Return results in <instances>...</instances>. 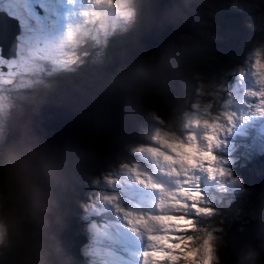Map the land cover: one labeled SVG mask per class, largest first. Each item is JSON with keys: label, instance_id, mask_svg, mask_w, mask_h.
Listing matches in <instances>:
<instances>
[{"label": "rangeland", "instance_id": "rangeland-1", "mask_svg": "<svg viewBox=\"0 0 264 264\" xmlns=\"http://www.w3.org/2000/svg\"><path fill=\"white\" fill-rule=\"evenodd\" d=\"M92 1L0 0V11L16 29L11 34L14 52L0 45V171L8 181L12 164L23 203L26 192L35 206L24 204L22 216V227L31 225V242L38 247L50 220L68 209L75 222L71 232L81 229L83 234L79 251L84 257L77 264H141L148 257L157 264H178L172 252L182 255V232L196 222L195 214L223 213L239 221L237 233L256 220V240L250 241V234L243 241L238 239L242 233L233 235L240 244L235 264H264V178L258 191L237 171L249 167L255 175L264 174V0H191L184 17L188 23L180 25L174 41L163 45L160 62L156 55L161 65L157 76L151 78L150 70V79L132 83L128 96L119 95L123 108L108 128L89 119L81 125L83 118L69 133L72 138L62 134V144L50 141L37 161L26 144L5 165V140L22 142L37 111L32 88L42 75L77 70L87 84L97 86L114 76L139 73L145 66L148 48L137 35L148 23L139 19L140 0ZM115 32L128 38L112 73L107 50L115 46L109 39ZM148 34L141 35L142 42ZM82 43H88L87 51L80 49ZM219 52L215 70L209 59ZM45 81L54 83L51 77ZM161 81L163 89L157 94L168 106L164 109L145 89ZM119 122L123 130L111 150L94 125L104 133ZM52 144L53 152L45 158ZM34 165L40 184L29 173ZM43 171L67 179L64 198L55 206V190ZM249 191L254 200L244 204ZM12 194L11 186L0 188V264H8L1 255L9 239L3 199L9 198L10 205ZM105 208L111 210L110 218L100 215ZM223 233V224L213 226L191 264H217ZM172 245L177 250L171 252ZM71 251L68 236H62L55 249L60 264H76ZM184 254L192 256L191 251ZM28 257L24 254V261Z\"/></svg>", "mask_w": 264, "mask_h": 264}, {"label": "trees", "instance_id": "trees-1", "mask_svg": "<svg viewBox=\"0 0 264 264\" xmlns=\"http://www.w3.org/2000/svg\"><path fill=\"white\" fill-rule=\"evenodd\" d=\"M138 7H139V19L143 22L147 19V23H148V4L147 2H144V0H140L138 3ZM140 34V33H139ZM138 34V35H139ZM137 35V38L139 40V36ZM110 43L112 41H115V46L114 47H109L107 50L108 53V58L110 60V54L112 53L115 57L119 58L118 56V52L119 50L123 49V40L124 38H128L123 36L121 33L119 32H115L113 34L110 35ZM141 43L145 46V48L147 49V46L144 42L141 41ZM78 47V46H77ZM80 49L86 50L88 49L89 45L88 43H82L79 45ZM223 47H225L223 45ZM148 53V58H147V64L143 67V69L139 72L141 73L142 71H144L142 74L138 75L140 77L146 76L148 74V71H150L151 69H153V67L157 64V61L155 59V61H152V58L154 56L153 52L149 49H147ZM220 51L221 47H220ZM221 54L220 52L218 54L215 53V56L213 58L209 59V66L214 67L215 70H217L219 67H216L217 65H220V57ZM88 57V56H86ZM159 59V55L157 56V60ZM47 64V62H45ZM108 67H109V61H108ZM107 67V68H108ZM109 71V70H108ZM114 73V72H112ZM137 73V74H139ZM63 74L59 72V70H55L53 72V74H49V75H42V80L39 82L38 86H35L34 88H32L35 96H34V106L33 108L37 109V107L43 102V100L50 94L53 93L55 87L52 86L54 83H59L58 85L61 84H73V83H85V80H83L85 77L81 76L79 73H73L70 76H66L62 79ZM47 77H51L54 80L53 84H47L45 80H47ZM115 78V76L113 77ZM127 81H130L129 79H126ZM125 81V82H127ZM164 81V80H163ZM163 81L160 82V84L158 83L155 88L154 86H152L150 88H145L147 95H150L152 97V100L155 99L156 104H158L162 109H164L165 107H168L166 105V102L164 100H160L159 98L160 96H158V92H160L163 89ZM70 82V83H68ZM132 82H130L129 84H131ZM132 90V89H130ZM129 90V91H130ZM132 92V91H131ZM129 93V92H128ZM127 93V94H128ZM208 95H211L210 93H207V97ZM128 96V95H127ZM212 98L214 97L213 95H211ZM39 98V99H38ZM167 100L169 102H171V106L176 107L172 104V100L171 98L167 97ZM178 109V107H177ZM88 121H82L81 125H86L88 124ZM118 126V127H117ZM112 132H110L111 134L107 137H105L104 142L107 143L108 147L113 150L116 146L115 143V138L117 137V135H120V132L123 130V125L121 122L118 123ZM81 131V130H80ZM77 132V131H76ZM84 132L82 131L81 134H83ZM80 134V135H81ZM79 135V136H80ZM74 136V134L72 135ZM72 137H67L66 140L70 139ZM5 143L9 144L8 145V156L10 154L13 153L14 151V147L12 145V143H10L8 140H5ZM67 146V143L62 145V150H64ZM68 148H69V144H68ZM53 152V150L48 154V158L51 156V153ZM67 152V151H66ZM62 153V155H65V153ZM8 156L7 158L4 159L5 161V165L10 164L9 160H8ZM9 168V166H8ZM249 170L245 169V170H241L239 167H237V171L241 172L242 175L245 177V181L246 184H249L250 186H252L251 184V179L255 176V174H253L249 167H246ZM10 169V168H9ZM49 175V178H52L54 180V187L55 189L58 191L59 193V197L56 201L59 202L61 200V198H64L65 195V191L68 188V182L67 179L65 177L62 178H57L49 173H47ZM12 177L13 174H11V170H10V176L8 178V181H6V177L3 171H0V188L3 187H12V199L13 202L9 205V198L3 199V203L4 205L6 204V216L9 219V239L8 242L3 246V249L1 251V255L2 257H4L7 261L8 264H60L58 259H57V255L55 254V249L56 246H58V244L60 243V239L62 236H68L69 240H70V246L72 248L71 251V261H73L74 263H80L81 259L84 257L80 251H79V247H80V243L83 240V234L81 229H76L74 231V233H72V228L74 226V218L72 217V215L69 214V212L67 211L68 209H66V213L64 215L62 214H57L58 216L55 217V219H52V223L50 221V225L48 230L45 233V236H43V241L41 242L40 245H38V247L34 244L36 243H32L31 242V238L26 236L25 232L27 230L26 228L22 227V223H24V220L22 219L23 216V209H25L26 207L24 206L23 203V198L20 196V193L17 191L18 189L15 188L13 186V181H12ZM14 179V178H13ZM262 183H258L256 186H254L258 191H260L259 189V185H261ZM252 191H249V194L247 196H245L244 199V204L248 203L250 200H254V197L252 195ZM248 201V202H247ZM11 202V201H10ZM59 204V203H57ZM9 205V206H8ZM71 205V204H70ZM244 206H248V205H244ZM69 206H67L68 208ZM111 210L110 209H103L100 212V215L103 216L105 219L110 218L111 216ZM8 214V215H7ZM54 214V212H53ZM97 216V217H100ZM196 222H193V224L191 226H188L187 229L185 231L182 232V239H183V251H182V260L185 261L187 264H191V262L193 261V257H195L196 253H199L201 247L204 245L203 243V238L206 236L207 232L209 230H211V228L213 226H215L216 224H223V231L226 230L227 226L229 225V222L232 221L233 219H231L230 217H228V215H224L223 213H211L210 215H196ZM53 217V215H52ZM225 220V221H224ZM51 229V230H50ZM255 232V230H254ZM199 245H201V247H199ZM194 247V248H193ZM198 247V248H197ZM186 251H191L192 256H186L184 253ZM24 254H28V260L24 261ZM237 254V253H236ZM231 255L229 254V250H227V248L225 247V244L223 243L222 246L218 249V262L217 264H235L236 262V258L237 255ZM236 256V257H235ZM241 257V254L239 256V258ZM191 259V261H190Z\"/></svg>", "mask_w": 264, "mask_h": 264}, {"label": "bare ground", "instance_id": "bare-ground-1", "mask_svg": "<svg viewBox=\"0 0 264 264\" xmlns=\"http://www.w3.org/2000/svg\"><path fill=\"white\" fill-rule=\"evenodd\" d=\"M149 1L152 31L148 34L147 40L149 44L153 46L158 56L165 43L175 40L174 30L179 28L181 24H184L187 0ZM59 2L62 4L64 2L65 4V0H59ZM92 2H95V0ZM73 3H76V0H71L70 4ZM1 25L2 33L0 31V37L9 40L7 42L9 43L14 28L0 20V29ZM0 45L4 50V44ZM158 62H160L159 59ZM160 69L161 65L156 64L152 69L151 78L157 76V72H159ZM135 79L137 78L133 80ZM127 85L128 82L124 80H115L114 83H109L105 86L97 85L89 88L79 87L78 85L59 88L62 94L45 100L44 107L40 111L37 110L33 116L35 118L33 123L35 136L32 138L30 137L29 143L30 149L32 150L31 154L36 156V161L39 157L40 149L44 151L45 145L50 141L58 137L60 138L62 134L66 135L71 133L72 129L78 126V121L85 116L90 115L92 122L102 121V123L108 127V125L112 123L114 117L117 116L116 113H120L123 108L119 95ZM84 112L87 113L83 114ZM69 136L70 135L66 136V138ZM35 150H37L36 153L33 152ZM26 152H28V150H26ZM29 173L33 174L35 180L40 184L36 165L33 166ZM43 173L45 175L44 177L47 178V174L45 172ZM32 180L33 178L31 176L29 178L31 184H33ZM46 197L47 199L49 198L47 195ZM39 216L41 218V214H39ZM44 218H46V215ZM37 231H41V225H39ZM34 233L37 235L35 231Z\"/></svg>", "mask_w": 264, "mask_h": 264}, {"label": "water", "instance_id": "water-1", "mask_svg": "<svg viewBox=\"0 0 264 264\" xmlns=\"http://www.w3.org/2000/svg\"><path fill=\"white\" fill-rule=\"evenodd\" d=\"M149 2L150 1H148V13H147V16H148V28H147V30H144L141 34H139L138 36H139V40H141L142 41V37H141V35H145V34H150L151 33V31H152V26H151V24H152V22H151V20H150V18H149V11H151L150 10V5H149ZM190 4H191V0H187V4H186V15H188V9H189V6H190ZM186 15L184 16V17H186ZM0 20L1 21H4V22H6L8 25H10L11 27H12V22H11V20L5 15V13L4 12H2V11H0ZM185 22H184V24L183 25H185L186 26V23H187V19H185L184 20ZM15 30L16 29H14L13 30V34H14V32H15ZM0 31H1V33H2V25H1V29H0ZM178 31H180V27L179 28H177V29H175L174 30V32H178ZM218 32H220V33H223L221 30H218ZM177 33H175V35H176ZM148 36V35H147ZM3 43H2V42ZM9 40H6L5 38H2V37H0V44H4V50L5 51H10L9 52V54H12L13 52H14V41L13 42H9V43H7ZM144 41V43L146 44V46H147V48L148 49H150L152 52H153V54L155 55V56H153V58H152V61L154 62L155 61V59H156V53H155V50H154V48H153V46L152 45H150L149 44V42H148V40H147V38H145V40H143ZM170 42V41H169ZM172 42V41H171ZM13 43V44H12ZM168 43V42H167ZM167 43H165V44H167ZM6 44H8V50H6ZM164 44V45H165ZM218 48V47H217ZM2 49V48H1ZM219 49V48H218ZM3 50V49H2ZM1 55H3V56H5V57H7V55L5 54V53H1ZM119 59L117 58V57H115L112 53L110 54V60H109V62H110V65H109V67H108V70H109V72H114L115 71V68H116V66H117V64L119 63ZM152 70V69H151ZM145 71V70H144ZM144 71H142L141 73H139V74H135L134 76H136V77H140V76H138V75H140V74H142ZM148 73H149V71H148ZM131 77H133V76H131ZM148 79H150V77H148V76H146ZM124 79H126V78H123V79H121V78H111V79H108V80H105V81H103V83H100L99 85L100 86H105V85H107V84H111V83H114V81L115 80H124ZM139 82H142V81H139ZM160 84V83H159ZM79 85V87H92L91 85H89V84H85V83H73V84H62V85H56L55 86V89H54V91H53V93L52 94H50V95H48L44 100H43V102L37 107V110L38 111H40L43 107H44V101L45 100H49V99H51L52 97H54V96H59V95H61L62 94V91H59V88H63V87H74V86H78ZM140 86V85H139ZM94 88H96V87H94ZM147 88H150V87H147ZM58 89V90H57ZM130 89V87H128V88H125L124 90H129ZM134 89V88H133ZM133 89L132 90H130V91H128V92H131V91H133ZM150 89H152V88H150ZM128 92H125V91H122V93H120V95H127V93ZM88 112V111H87ZM87 112H84L83 114H85V113H87ZM84 118V120L85 121H88L89 122V120L88 119H90V121L92 122V120H91V116L89 115V116H85V117H83ZM83 118H81L80 120H83ZM34 117H31V121H30V127L25 131V134H24V137H23V139H22V142L20 143V144H16V143H12V145H13V147H14V151H13V153L12 154H10L9 156H8V160L10 161V163H12L14 160H15V158H16V156L19 154V152L22 150V148H23V146L24 145H26V144H29L30 145V143H29V140H30V137L32 138V137H34L35 136V132H34V130H33V123H34ZM79 120V121H80ZM79 121H78V124H79ZM93 123V122H92ZM96 123H98V122H96ZM116 123V122H115ZM90 126V125H89ZM97 129H98V131L101 133V139H104L105 137H107V136H109L111 133L110 132H112V130L113 129H110V130H108V131H106V132H104L103 133V131H102V129L101 128H99L97 125H94ZM91 127V126H90ZM109 127V126H108ZM108 127H106V128H108ZM118 127V126H117ZM116 127V128H117ZM80 128H82V127H80ZM115 128V129H116ZM34 132V133H33ZM30 135V136H29ZM70 136H71V134H69ZM66 136H68V134H66ZM56 140L54 141L55 143H60V144H62V138L60 139V141L58 142V139H59V137L58 138H55ZM27 142V143H26ZM54 146V144H52V145H50V147L48 148V151L46 152V155H45V158L46 157H48V154L51 152V149H52V147ZM38 150V149H37ZM37 150H35V151H33L34 153H36V151ZM44 155V151H42L41 149H40V152H39V156H43ZM9 168H10V170H11V172H12V174H13V177H12V181H13V186L15 187V188H19V189H22V187L20 186V185H17L16 183H15V174L17 173L14 169H13V167H12V164H10V166H9ZM44 172V171H43ZM14 178V179H13ZM262 178H264V174H262V173H260L259 175H255L252 179H251V184H252V186H256L258 183H260V181H261V179ZM46 179H48L49 180V182L51 183V186L53 187V189L55 190V195H56V198L58 199V197H59V193H58V191L55 189V187H54V180L52 179V178H49V175L47 174V178ZM57 199H56V201H57ZM56 201H55V203H54V206H55V204H56ZM24 204L28 207V206H31V204L32 203H29L28 201H27V195H26V192L24 193ZM32 206H34V204H32ZM53 206V207H54ZM34 210H35V206H34ZM34 210H32V213L31 214H33V211ZM49 220V219H48ZM254 221H250V222H247V223H245L243 226H244V229H243V231L242 232H239V233H237V225H238V223H239V221L238 220H232V221H230L229 222V225L227 226V228H226V230L224 231V233H223V240H224V244H225V247L227 248V250H229V254H231V255H235L236 253L238 254V248H239V245L240 244H237V241L238 240H236L235 242H234V239H233V235L235 234V233H237L239 236L241 235V233L243 234L242 236H241V238H238V239H240V240H242L243 241V238H244V235L245 234H250V236L248 237V239H251L250 241H254V240H256V237L254 236V230H255V226H256V220L255 219H253ZM51 221V220H50ZM30 222V221H29ZM30 230H31V225L28 223V228H27V230H26V232H25V234H26V236H28V237H30L31 238V240H35V238L32 236V234H30ZM51 230V229H50ZM234 242L233 244H231L230 242ZM234 247V248H233ZM230 248H231V250H230ZM235 249V250H234ZM236 254V255H237ZM236 257V256H235ZM262 258L264 259V256H262Z\"/></svg>", "mask_w": 264, "mask_h": 264}, {"label": "clouds", "instance_id": "clouds-1", "mask_svg": "<svg viewBox=\"0 0 264 264\" xmlns=\"http://www.w3.org/2000/svg\"><path fill=\"white\" fill-rule=\"evenodd\" d=\"M185 22V21H184ZM187 23H188V21H187ZM219 48V50H220V47H218ZM163 51H164V47L162 46V48H161V51L160 52H162V55L164 54L163 53ZM146 64H147V62H146ZM145 64V65H146ZM137 74V73H136ZM135 74H131V75H128V76H125V77H123V78H126V79H129L130 81H127L126 79H124V81H127L128 82V85L126 86V88H128L132 83H134V82H136V81H138V80H142V81H147L148 80V78L146 77V76H143V77H136V76H134ZM131 76H133V77H131ZM149 77V76H148ZM120 78V77H119ZM123 78H121V79H123ZM134 78H137V79H135V80H133ZM130 82H132L131 84H129ZM123 91H126V90H123ZM128 91V90H127ZM126 91V92H127Z\"/></svg>", "mask_w": 264, "mask_h": 264}, {"label": "flooded vegetation", "instance_id": "flooded-vegetation-1", "mask_svg": "<svg viewBox=\"0 0 264 264\" xmlns=\"http://www.w3.org/2000/svg\"><path fill=\"white\" fill-rule=\"evenodd\" d=\"M225 34H226V33L224 32V35H225ZM73 72H76V73H78V72H77V70H75V71H73Z\"/></svg>", "mask_w": 264, "mask_h": 264}]
</instances>
